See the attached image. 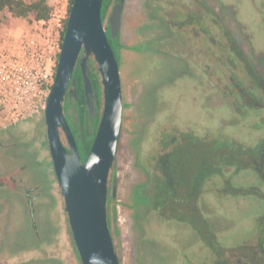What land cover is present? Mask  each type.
I'll return each instance as SVG.
<instances>
[{
  "label": "flooded vegetation",
  "instance_id": "flooded-vegetation-1",
  "mask_svg": "<svg viewBox=\"0 0 264 264\" xmlns=\"http://www.w3.org/2000/svg\"><path fill=\"white\" fill-rule=\"evenodd\" d=\"M167 6L159 30L147 42L131 41L122 31L111 43L105 22L123 96L122 128L108 183V220L120 264L121 250L129 264H145L138 245L154 247L147 241L150 230L181 228L178 224L189 226L194 239L188 247L179 241L180 264H264V0H170ZM146 53L183 65L195 80L204 114L198 115V129L186 120L180 127L172 113L163 122L152 120L149 106L157 81H139L127 73ZM92 71L100 78L97 111L82 102L79 64L63 103L83 162L103 113L94 58L88 60ZM39 114L33 130L16 132ZM26 121L0 131V213L7 198L12 208L25 209L29 244L7 256L0 250V264H82L44 111ZM61 137L70 151L63 132ZM122 161L128 168L121 179Z\"/></svg>",
  "mask_w": 264,
  "mask_h": 264
},
{
  "label": "water",
  "instance_id": "water-1",
  "mask_svg": "<svg viewBox=\"0 0 264 264\" xmlns=\"http://www.w3.org/2000/svg\"><path fill=\"white\" fill-rule=\"evenodd\" d=\"M103 2L73 0L55 81L44 105L47 141L82 264H120L108 220V183L122 128L123 96L118 60L102 19ZM125 2L119 0L114 4L108 19L113 39L122 32ZM90 58L96 61L101 77L103 113L91 150L83 162L64 115L63 103L79 64L86 105L91 112L97 111V99L88 72ZM62 132L70 151L64 146Z\"/></svg>",
  "mask_w": 264,
  "mask_h": 264
},
{
  "label": "rangeland",
  "instance_id": "rangeland-1",
  "mask_svg": "<svg viewBox=\"0 0 264 264\" xmlns=\"http://www.w3.org/2000/svg\"><path fill=\"white\" fill-rule=\"evenodd\" d=\"M169 1L170 0H127L124 9L122 29V31L125 32V37L131 41H149L151 39L150 36L159 30L161 26L159 18L164 11L169 10V7L167 6ZM111 11L112 8L110 10V14ZM0 21L2 24L0 35L5 36L11 30L16 31L25 28V26L31 22V18L19 19L7 12L0 15ZM106 25H108V23H106ZM144 57L145 58L138 57L137 59L140 61H134L131 67H129L130 72L126 71L127 73H130L131 77L139 78V81L144 80L149 82L152 79H154L155 82L157 81L158 87L156 88L154 96L151 97L149 106L152 120L156 122H163V120L168 118L170 113H172L174 118L179 120L178 124L180 127L184 126L183 123H180V121L185 122L186 120L187 123L193 124L191 127L198 129V115H201V117L204 118V114L198 108V105L201 102L198 95L200 93L194 89L193 86L195 85V80L189 76L190 73L188 70H186L183 65L173 63L171 60L151 53H146ZM158 70L159 72H157ZM34 115L35 114L32 116ZM41 117L42 115L39 114L28 124L23 123L22 125L17 126L16 132L20 133L31 129L33 130L36 123L41 120ZM13 125L15 124L0 125V131ZM127 168L128 163L122 161L120 163L121 179L127 171ZM12 206V200L7 198L3 213H0V242L2 243L0 250L1 254L4 256L20 251L29 244L27 240L25 209H22L21 211L12 208ZM0 210L2 209L0 208ZM53 216L56 217L55 212ZM177 226H182L183 228H177L176 226L175 227L177 229L175 227L169 229L168 226L159 227L157 229L152 228L149 236L147 237V241L154 245V247H150V249H146L145 247L144 250L142 246L141 248L139 247L141 238L139 237V234L137 235L139 254L141 255V251L144 252V258L142 260L143 263H181L180 253L177 250L179 241H181L182 246L188 247L194 243V239L192 230L189 226L184 227L181 224H178ZM176 230L178 231L176 232ZM148 246L150 245H147V247ZM188 250H191V248H188ZM121 252L124 264H129V257L124 255L123 250H121ZM153 252H158V257ZM190 252H192V250ZM63 256L69 259L66 252H64Z\"/></svg>",
  "mask_w": 264,
  "mask_h": 264
},
{
  "label": "built area",
  "instance_id": "built-area-1",
  "mask_svg": "<svg viewBox=\"0 0 264 264\" xmlns=\"http://www.w3.org/2000/svg\"><path fill=\"white\" fill-rule=\"evenodd\" d=\"M48 18L0 35V125L44 111L55 81L71 0H48Z\"/></svg>",
  "mask_w": 264,
  "mask_h": 264
},
{
  "label": "trees",
  "instance_id": "trees-1",
  "mask_svg": "<svg viewBox=\"0 0 264 264\" xmlns=\"http://www.w3.org/2000/svg\"><path fill=\"white\" fill-rule=\"evenodd\" d=\"M117 0H104L103 7H102V19L105 24L108 23L107 19H109L110 16V7L112 6V3L116 2ZM73 0H71V3ZM51 11V7L48 4V0H0V15L2 13H11L15 18L19 19H29V18H48ZM67 24V23H66ZM2 24L0 21V30H1ZM66 27V26H65ZM108 34L110 37V41L112 43L111 34L109 31V26L107 28ZM64 36V32H63ZM90 78L93 83L95 96L97 99V108L100 102L101 97V90H100V78L95 72H90ZM82 102L84 103V98H82ZM90 150V147L85 150L84 155H86ZM83 155V156H84Z\"/></svg>",
  "mask_w": 264,
  "mask_h": 264
}]
</instances>
